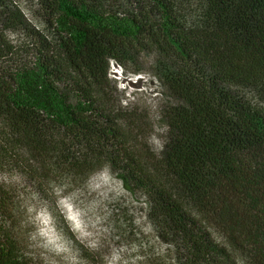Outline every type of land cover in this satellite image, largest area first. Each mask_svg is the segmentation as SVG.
I'll return each mask as SVG.
<instances>
[{"label":"trees","instance_id":"obj_1","mask_svg":"<svg viewBox=\"0 0 264 264\" xmlns=\"http://www.w3.org/2000/svg\"><path fill=\"white\" fill-rule=\"evenodd\" d=\"M28 2L38 27L0 0V174L43 187L107 167L144 200L170 264H264V0H200L193 20L173 0ZM9 34L25 41L12 45ZM147 52L176 102L158 157L124 133L120 121L137 119L102 102L110 65ZM10 202L0 184V264H34ZM53 216L80 261L100 264Z\"/></svg>","mask_w":264,"mask_h":264},{"label":"rangeland","instance_id":"obj_2","mask_svg":"<svg viewBox=\"0 0 264 264\" xmlns=\"http://www.w3.org/2000/svg\"><path fill=\"white\" fill-rule=\"evenodd\" d=\"M33 26L35 8L28 0H14ZM187 20L197 16L200 0H173ZM12 45L25 41L9 34ZM156 55L147 52L135 62L112 63L107 96L102 102L113 113L130 120L122 123L132 147L159 156L167 143L164 111L176 102L156 78ZM254 104L259 101L244 93ZM134 121V123H133ZM27 174V168H23ZM58 177V176H57ZM37 184L19 171L0 174V184L11 197L16 223L20 226L25 257L34 264H83L63 235L58 210L80 245L95 254L100 264H170L171 248L156 238L146 220L141 196L126 192L107 167L83 180L51 178Z\"/></svg>","mask_w":264,"mask_h":264}]
</instances>
